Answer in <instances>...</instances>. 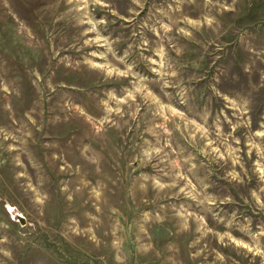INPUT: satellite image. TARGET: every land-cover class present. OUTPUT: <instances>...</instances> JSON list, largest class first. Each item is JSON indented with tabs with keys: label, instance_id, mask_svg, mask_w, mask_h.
<instances>
[{
	"label": "rangeland",
	"instance_id": "obj_1",
	"mask_svg": "<svg viewBox=\"0 0 264 264\" xmlns=\"http://www.w3.org/2000/svg\"><path fill=\"white\" fill-rule=\"evenodd\" d=\"M0 264H264V0H0Z\"/></svg>",
	"mask_w": 264,
	"mask_h": 264
}]
</instances>
